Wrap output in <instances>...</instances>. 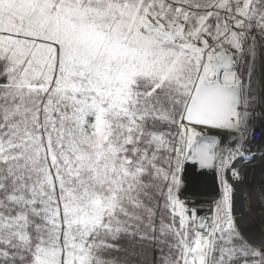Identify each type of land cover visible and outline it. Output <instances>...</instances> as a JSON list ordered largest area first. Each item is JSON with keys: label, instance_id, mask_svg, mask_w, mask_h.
Returning <instances> with one entry per match:
<instances>
[{"label": "snow or ice", "instance_id": "obj_1", "mask_svg": "<svg viewBox=\"0 0 264 264\" xmlns=\"http://www.w3.org/2000/svg\"><path fill=\"white\" fill-rule=\"evenodd\" d=\"M0 264H264V0H0Z\"/></svg>", "mask_w": 264, "mask_h": 264}]
</instances>
